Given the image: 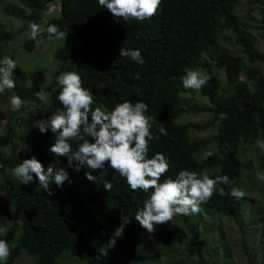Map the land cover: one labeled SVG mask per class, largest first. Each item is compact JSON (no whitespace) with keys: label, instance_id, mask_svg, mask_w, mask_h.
I'll list each match as a JSON object with an SVG mask.
<instances>
[{"label":"trees","instance_id":"16d2710c","mask_svg":"<svg viewBox=\"0 0 264 264\" xmlns=\"http://www.w3.org/2000/svg\"><path fill=\"white\" fill-rule=\"evenodd\" d=\"M15 1L18 4L5 7L4 12L37 23L53 0ZM240 2L163 0L161 10L151 20L117 22L99 6L98 0H60L59 15L48 19L43 27L57 24L71 38L53 51L57 68L47 81L44 70L37 67L29 74V84L14 78L16 88L7 91L18 94L25 102L37 99L38 120L46 119L61 107L56 77L62 72L76 71L82 76L84 86L94 93L93 108L102 106L111 110L125 100L149 105L147 114L154 117L153 136H159L150 141L149 156L162 152L169 157L171 168L167 176L175 178L185 169L207 171L212 177L227 174L235 180L234 186L241 188L243 170L252 169L254 164L250 158L240 157V153L248 151L257 140H264V71L260 66H264V49L254 46L245 24L238 19L235 7ZM245 2L249 6L261 4L264 12V0ZM16 32L0 25V44L10 41ZM227 32L234 35V43L240 46L243 57L220 48L219 42L229 37ZM42 38H48L46 32L36 40L27 39L23 49L34 50ZM3 45H0V59ZM120 48L139 49L144 63L120 56ZM211 62L223 69L224 80L212 71ZM187 68L202 69L210 77L198 91L207 98V104L185 100L183 94L189 89L183 87L181 78ZM41 90L50 94L48 104L37 97ZM199 112H207L211 117L200 123H180L175 119L180 114ZM5 118V109L0 106V120ZM161 125L167 135L159 133ZM213 126L216 132L210 137H190L191 129ZM38 135L42 142H54L50 130L47 134L38 130ZM27 137L20 131L17 164L32 156L46 161L57 158L69 172L71 181L81 178L88 186L81 190L73 182L59 188L53 183L49 195L35 177V182L25 186L10 176L7 171L10 161L4 148L13 144L15 133L7 123L6 130L0 131V231L7 230L0 234V239L8 240L13 249L7 264H14L24 254L33 256V264H63L64 254L86 264H107L98 245L116 238L113 231L118 227L123 232V248L135 263L145 229L134 217L150 193L131 191L126 180L110 168L106 177L100 176L102 170L93 172L96 181L89 182L84 176L87 169L76 172L68 168L67 158L51 155L44 145ZM77 144L78 141L72 142L74 150ZM209 145L214 146L215 154L205 159L202 151ZM104 179L113 183L110 192L104 190ZM232 186L218 187H225V192L230 193ZM244 205V198L237 200L230 194L220 196L217 192L200 205L199 212L227 218L240 226L239 212ZM198 217L179 216L190 233L184 250L202 260L205 253L202 240L209 228L204 226L198 232L193 222ZM248 222L254 224L257 219L252 216ZM163 229L171 242L181 245L184 235L176 223L170 221Z\"/></svg>","mask_w":264,"mask_h":264},{"label":"clouds","instance_id":"9594fccd","mask_svg":"<svg viewBox=\"0 0 264 264\" xmlns=\"http://www.w3.org/2000/svg\"><path fill=\"white\" fill-rule=\"evenodd\" d=\"M163 0H98L104 8L119 22L129 19L136 21L151 20L160 10ZM29 35L36 40L46 32L48 38L66 40V34L57 24H48L46 28L35 22L29 24ZM119 55L129 57L139 64L144 59L139 49L120 48ZM18 67L17 61L10 56L0 59V94L6 90L16 88L14 70ZM139 79V75L136 77ZM185 89L199 91L208 82L210 77L199 69L187 68L181 78ZM60 86L57 100L60 108L44 119L33 122L41 134L50 130L54 142L48 151L55 157L67 158V167L84 172L89 182L95 183L96 177L92 173L102 170L100 176L106 177L108 169L124 178L131 191L150 193L143 202V207L135 214V220L149 234L156 231L157 226L169 224L176 216H187L199 213L200 205L210 200L217 192L220 196L230 194L240 200L246 195L245 191L235 185V180L225 175L212 177L207 171L180 170L175 178L167 176L171 163L169 157L162 152L149 156L150 141L154 138L152 121L154 117L148 115L149 105L144 101L132 103L129 100L117 103L111 110L97 106L94 93L84 86L82 76L76 71H66L56 77ZM139 91V89H137ZM44 104L50 102V94L41 90L36 93ZM12 111H20L25 101L17 94L10 99ZM161 135H167V130L161 125ZM78 141L73 149L72 142ZM256 145L264 150V140H257ZM215 153L207 151L204 158ZM107 166V167H106ZM11 174L28 186L39 182V186L50 191V184L58 188L65 183H71L70 174L65 167H54L52 163L45 170L44 164L35 156L23 159L11 169ZM264 180V174L258 176ZM231 187L230 193L225 187ZM103 187L106 192L113 188L111 180L104 179ZM130 222V220H129ZM3 231H7L3 229ZM13 249L8 240L0 239V264H7Z\"/></svg>","mask_w":264,"mask_h":264},{"label":"rangeland","instance_id":"374dc122","mask_svg":"<svg viewBox=\"0 0 264 264\" xmlns=\"http://www.w3.org/2000/svg\"><path fill=\"white\" fill-rule=\"evenodd\" d=\"M18 4L15 0H0V25L8 30L17 31L14 37L7 43L0 44L4 46V56H12L17 61L18 67L14 70V78L22 81L25 84L30 83L29 74L37 67L44 70L47 75V81L50 80L51 73L57 68V60L53 57L54 49L68 43L71 38L66 37V40H57L54 37L42 38L36 48L32 51L23 49L22 45L30 38L29 24L30 21L18 19L7 15L4 8L9 5ZM261 5V4H260ZM260 5L249 6L245 0L236 5L235 12L240 21L245 24L247 32L254 42V46L259 49H264V12ZM60 0L51 1L47 8L42 12V16L37 22L43 29L45 22L59 15ZM228 38L219 42L221 49L227 50L234 55L242 54L239 45L234 43V35L230 32ZM264 71V66L260 65ZM212 71L216 72L219 77L224 80L223 69L218 68L211 62ZM204 73V70L199 69ZM205 74V73H204ZM13 96L7 90L0 94V106L5 109L6 118L0 120V131L4 132L7 123L13 126L15 133L14 142L12 145H7L4 148L10 165L7 169L10 176L11 169L17 164L16 154L21 146V141L18 139L20 131L32 138L33 141L40 142L48 151L51 140L42 142L38 135L37 128L33 127V122L38 120L36 112L38 104L36 100L25 102V106L20 111H12L10 99ZM188 103L207 104L206 97L199 95L198 91L189 89L183 94ZM37 103V104H36ZM40 103V102H39ZM177 122H204L211 117L207 112L180 114L175 116ZM216 132V126L205 130L191 129L190 137H210ZM27 137V138H28ZM214 146L209 145L202 151L204 154L207 151H213ZM51 154V153H50ZM53 155V154H51ZM54 156V155H53ZM240 157L250 158L254 164L250 170H243L241 176V189L246 193L245 205L239 212L241 225L238 226L235 222L227 218H221L218 215L208 216L203 213H196L199 217L193 221L197 224L198 232L202 227H208L205 231V237L202 240L205 253L202 260H199L195 255H188L184 250V243L189 238V231L185 229L183 222L179 216H176L172 222L179 226L183 232V242L181 245L171 242L166 235L163 225H159L153 234H149L146 230L142 234L143 243L139 248L135 263L129 258L124 250V237L120 227L116 228L113 233L116 238H111L98 245L107 264H264V180L258 179V176L264 174V150H261L256 144L248 151L241 152ZM45 166L52 163L54 167H61L60 161L56 158L53 161L39 159ZM19 181V180H18ZM20 182V181H19ZM73 184L83 190L88 185L83 183L81 178H72ZM0 191V201H1ZM255 216L257 223L250 224L249 219ZM10 223V222H9ZM219 224V227H217ZM5 229V228H4ZM4 231H0L2 234ZM255 249V250H253ZM153 256V258H152ZM63 264H86L78 258L64 254L61 258ZM14 264H33V256L24 254L19 257Z\"/></svg>","mask_w":264,"mask_h":264}]
</instances>
